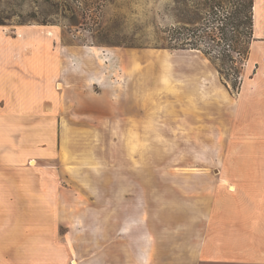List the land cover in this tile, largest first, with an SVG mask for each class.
<instances>
[{
    "label": "rangeland",
    "instance_id": "374dc122",
    "mask_svg": "<svg viewBox=\"0 0 264 264\" xmlns=\"http://www.w3.org/2000/svg\"><path fill=\"white\" fill-rule=\"evenodd\" d=\"M233 9L215 12L207 0H0V27L50 28L53 53L68 64L49 101L52 155L33 164L63 181L55 197L64 204L38 227L54 264H142L146 250L151 264H190L207 205L223 196L222 177L237 178L254 127L243 134L233 125L249 29L226 50L206 36L184 42Z\"/></svg>",
    "mask_w": 264,
    "mask_h": 264
},
{
    "label": "crops",
    "instance_id": "0c3cea01",
    "mask_svg": "<svg viewBox=\"0 0 264 264\" xmlns=\"http://www.w3.org/2000/svg\"><path fill=\"white\" fill-rule=\"evenodd\" d=\"M48 29L0 27V264H54L49 255L55 251L39 242L38 227L64 204L55 197L63 181H55L47 163L30 164L52 155L49 101L58 91L54 79L68 67L54 55V31L48 35ZM91 50L107 58L104 51ZM246 61L233 125L243 134V127L254 132L242 138L237 178L222 177L223 196L207 205L204 240H196L190 264H264V0H253ZM144 253L141 263L151 264L152 252Z\"/></svg>",
    "mask_w": 264,
    "mask_h": 264
},
{
    "label": "trees",
    "instance_id": "16d2710c",
    "mask_svg": "<svg viewBox=\"0 0 264 264\" xmlns=\"http://www.w3.org/2000/svg\"><path fill=\"white\" fill-rule=\"evenodd\" d=\"M209 6L217 12L219 10H225L228 5L231 7L234 6L232 15H227L224 18H219L216 24H208L206 25L203 35H200L199 30L191 29L194 32L191 36H197V41L192 39L191 41H185L184 44H195L202 40L203 36L210 38L217 45L227 48L231 47L233 44V40L235 39L236 32L242 36L244 33L243 28L249 29V34L252 35V25H253V0H207ZM224 3V4H223ZM209 27L211 31L208 32ZM207 28V29H206ZM207 32V33H206ZM238 40V39H237ZM250 43V42H249ZM170 47H178V46H170ZM236 48V47H235ZM248 48L245 51L248 54Z\"/></svg>",
    "mask_w": 264,
    "mask_h": 264
},
{
    "label": "bare ground",
    "instance_id": "6f19581e",
    "mask_svg": "<svg viewBox=\"0 0 264 264\" xmlns=\"http://www.w3.org/2000/svg\"><path fill=\"white\" fill-rule=\"evenodd\" d=\"M50 34H51V31H48ZM61 83H58V86H59V88H61ZM63 88V87H62ZM35 163V160H32L31 161V164L33 165ZM219 172V171H218ZM74 262H76V261H74Z\"/></svg>",
    "mask_w": 264,
    "mask_h": 264
}]
</instances>
